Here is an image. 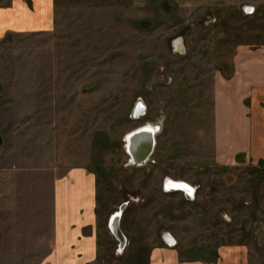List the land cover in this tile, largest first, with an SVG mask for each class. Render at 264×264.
I'll use <instances>...</instances> for the list:
<instances>
[{
  "label": "rangeland",
  "instance_id": "1",
  "mask_svg": "<svg viewBox=\"0 0 264 264\" xmlns=\"http://www.w3.org/2000/svg\"><path fill=\"white\" fill-rule=\"evenodd\" d=\"M244 47H264V0H55L51 29L0 38V264L48 254L72 167L96 175L103 264H149L166 240L186 261L235 249V264H264V162L222 160L215 123L216 78ZM147 124L155 150L134 165L126 137ZM121 207L123 251L109 228Z\"/></svg>",
  "mask_w": 264,
  "mask_h": 264
},
{
  "label": "crops",
  "instance_id": "2",
  "mask_svg": "<svg viewBox=\"0 0 264 264\" xmlns=\"http://www.w3.org/2000/svg\"><path fill=\"white\" fill-rule=\"evenodd\" d=\"M54 15L55 0H11L0 8V38L49 30ZM241 57L230 80L221 74L216 78L217 144L226 162L243 153L247 161L259 163L264 162V47H246ZM53 194L51 246L40 264H103L96 175L86 167L69 168L55 181ZM174 246L166 240V245L153 248L149 264H207L186 261ZM237 253L224 251L223 260L213 264H235Z\"/></svg>",
  "mask_w": 264,
  "mask_h": 264
},
{
  "label": "bare ground",
  "instance_id": "3",
  "mask_svg": "<svg viewBox=\"0 0 264 264\" xmlns=\"http://www.w3.org/2000/svg\"><path fill=\"white\" fill-rule=\"evenodd\" d=\"M176 43L178 45V48H180V49L183 48L182 43L180 41H177ZM141 105L139 104V106L137 108V111L135 114V116H137V117H138V113L140 114L144 111L143 106H142V108L140 107ZM158 133H159L158 129L155 125L148 124V125H145L143 128L138 129V130L130 133L126 137V142L128 144L127 145V150H128L127 152L129 153V155L131 157L132 163L140 160V156L146 151L147 145L149 142H151L152 154H153V152L155 150V146H156V137H157ZM136 134H139L138 136H140V138L133 139L132 137ZM152 139H153V144H152ZM133 143H134V145H133ZM167 182H169V184L165 187L171 191L172 190L181 191L182 189L186 191L188 186H189L191 188V191L189 192L191 194V197H195L194 194H195L196 190H195L194 186H192L190 184L186 185V183H183V182H176V181L173 182V180H171V179H166V184H167ZM185 195L188 196V192ZM114 218H115V216H114Z\"/></svg>",
  "mask_w": 264,
  "mask_h": 264
},
{
  "label": "water",
  "instance_id": "4",
  "mask_svg": "<svg viewBox=\"0 0 264 264\" xmlns=\"http://www.w3.org/2000/svg\"><path fill=\"white\" fill-rule=\"evenodd\" d=\"M179 52L183 53L184 52V47ZM2 95H3V91H2V87L0 85V102H1V99H2ZM136 111H137V109H136ZM136 111H135V114H136ZM138 115H139V113H138ZM138 135L139 134H136L132 138L133 139L140 138V136H138ZM152 144H153V139H152ZM3 145H4V136L2 135V133H0V149L3 147ZM133 145H134V143H133ZM151 155H152V145H151V142H149L148 145H147L146 151L140 156V160L136 161V162H133V164L142 166L146 162H148V160L151 157ZM188 194L191 195L190 193H188ZM123 211H124V207H121L120 211L117 212L115 215H113V217H112V219L110 221V224H109L110 231L112 232L113 236L119 241V246H120V250L121 251L124 250V248H125V246L127 244V237H126V235L124 233H122L123 231L120 230V221H121V218H122ZM114 216H115V218H114Z\"/></svg>",
  "mask_w": 264,
  "mask_h": 264
},
{
  "label": "flooded vegetation",
  "instance_id": "5",
  "mask_svg": "<svg viewBox=\"0 0 264 264\" xmlns=\"http://www.w3.org/2000/svg\"><path fill=\"white\" fill-rule=\"evenodd\" d=\"M247 11V9L245 10V12ZM251 11V10H250ZM249 13V11H247ZM174 47L177 49V50H182L180 48H178V45L177 43H175ZM148 125V124H147ZM169 184V182H167L166 186ZM187 185V184H186ZM171 187V186H170ZM188 193L191 191V188L188 186L187 190H186Z\"/></svg>",
  "mask_w": 264,
  "mask_h": 264
},
{
  "label": "built area",
  "instance_id": "6",
  "mask_svg": "<svg viewBox=\"0 0 264 264\" xmlns=\"http://www.w3.org/2000/svg\"><path fill=\"white\" fill-rule=\"evenodd\" d=\"M188 196H189L190 198H189ZM188 196H186L187 199H192V198H193V197L191 198V195H189V194H188Z\"/></svg>",
  "mask_w": 264,
  "mask_h": 264
},
{
  "label": "snow or ice",
  "instance_id": "7",
  "mask_svg": "<svg viewBox=\"0 0 264 264\" xmlns=\"http://www.w3.org/2000/svg\"><path fill=\"white\" fill-rule=\"evenodd\" d=\"M140 107L142 108V105Z\"/></svg>",
  "mask_w": 264,
  "mask_h": 264
}]
</instances>
